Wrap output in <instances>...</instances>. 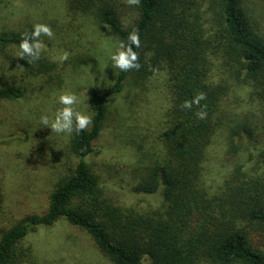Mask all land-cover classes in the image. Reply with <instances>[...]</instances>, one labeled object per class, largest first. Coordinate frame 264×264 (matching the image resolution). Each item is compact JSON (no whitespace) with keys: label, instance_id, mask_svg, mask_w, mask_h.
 <instances>
[{"label":"trees","instance_id":"trees-1","mask_svg":"<svg viewBox=\"0 0 264 264\" xmlns=\"http://www.w3.org/2000/svg\"><path fill=\"white\" fill-rule=\"evenodd\" d=\"M67 2L70 11L91 14L108 27L119 43L127 44L129 33L138 29L141 46L133 49L141 67L119 69L105 92L96 86L89 89L92 123L73 132L68 145L77 163L51 193L45 213L28 215L2 234L0 264H34L24 240L37 227H52L61 219L86 232L112 264H264V250L253 236L264 233V131H256L254 111L223 107L242 84L264 116V39L244 0H211L212 20L200 0H140L129 26L114 0ZM22 33L30 35L31 30L0 31V51L19 49ZM22 61L27 75L52 70L41 55L31 63L28 58ZM217 66L228 74L219 81L212 75ZM157 71L167 73L170 101L162 151L152 154L153 163L138 173L129 192L152 196L162 188V201L159 207L139 210L120 205L86 158L102 133L109 99L123 91L130 76L140 83ZM199 92L206 95L200 106L181 107ZM23 94L20 86L0 87V100H17ZM200 107L207 112L202 120L196 115ZM218 134L230 171L213 189L205 179L206 162Z\"/></svg>","mask_w":264,"mask_h":264},{"label":"rangeland","instance_id":"rangeland-1","mask_svg":"<svg viewBox=\"0 0 264 264\" xmlns=\"http://www.w3.org/2000/svg\"><path fill=\"white\" fill-rule=\"evenodd\" d=\"M244 2L257 34L264 39V0ZM114 3L129 26L137 16L136 5H128L126 0ZM200 3L208 10L206 18L212 20L211 0ZM69 8L67 0H0V31H32L34 24L44 23L54 33L51 39L40 37L45 45L41 56L52 69L48 73L27 75L18 48L8 46L0 51V87L20 86L24 90L20 99L0 100V239L24 217L45 213L51 193L78 161L68 149L71 134L53 132L41 123L40 117L48 115L51 121L63 107L58 102L59 95L66 91L78 98L74 108L91 116L89 89L96 86L105 92L119 71L111 61L120 44L113 32L97 23L91 14H76ZM64 52L69 56L61 62L58 58ZM212 75L219 81L228 74L217 66L212 68ZM167 77L166 71H157L146 81L136 83L130 76L123 91L109 99L102 133L94 143V152L86 158L101 184L122 206L147 210L161 205L162 188L152 196L129 190L137 183L138 173H144L153 163L152 154L162 151L160 137L170 105ZM259 105L249 97L248 86L240 84L223 107L254 111L256 131L262 134L264 116ZM224 151L220 134L206 162L205 179L213 189L230 171V160ZM251 165H255L254 161ZM253 236L264 250V233ZM23 246L32 249L34 264H112L86 232L63 219L52 227L31 231Z\"/></svg>","mask_w":264,"mask_h":264},{"label":"clouds","instance_id":"clouds-1","mask_svg":"<svg viewBox=\"0 0 264 264\" xmlns=\"http://www.w3.org/2000/svg\"><path fill=\"white\" fill-rule=\"evenodd\" d=\"M128 5H139L140 0H126ZM44 35L48 38H53L54 33L50 25L44 23H36L33 25L31 34L22 33L21 39L19 42V49L21 50L20 57L28 58V62L31 63L34 60L40 58L41 52L45 48L43 41L40 37ZM128 43L121 41L119 47L111 56L112 66L118 68L121 71H130L132 69L139 70L141 64L139 62V53L134 51L135 48H140L141 42L139 37L138 29H133L128 37ZM69 54L64 52L58 59L63 62L68 59ZM206 99V95L203 92H199L191 100H185L181 107L183 109L190 110L193 107V104L200 106V101ZM59 104L63 107L59 108L53 119L50 121L48 115H42L40 117L41 123L46 127L51 128L55 133H67L72 134L80 133L86 130L89 125L92 123V117L89 114H86L82 111L74 108V105L77 104L78 98L76 94L72 92H62L59 95ZM198 119H205L207 117V112L203 107H200V110L196 113Z\"/></svg>","mask_w":264,"mask_h":264}]
</instances>
